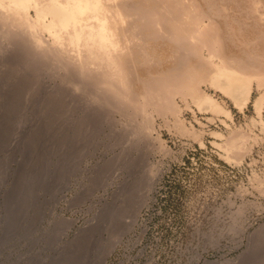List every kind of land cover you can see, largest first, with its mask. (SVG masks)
Here are the masks:
<instances>
[{"label": "rangeland", "instance_id": "rangeland-1", "mask_svg": "<svg viewBox=\"0 0 264 264\" xmlns=\"http://www.w3.org/2000/svg\"><path fill=\"white\" fill-rule=\"evenodd\" d=\"M253 85L242 110L208 88L229 117L184 108L194 136L155 113L152 139L131 141L115 118L118 137L80 135L62 148L65 137H21L0 119V264H101L105 255L104 264H264V127ZM237 128L255 142L236 160L217 143Z\"/></svg>", "mask_w": 264, "mask_h": 264}, {"label": "bare ground", "instance_id": "bare-ground-1", "mask_svg": "<svg viewBox=\"0 0 264 264\" xmlns=\"http://www.w3.org/2000/svg\"><path fill=\"white\" fill-rule=\"evenodd\" d=\"M225 1L0 0V119L7 123L3 128L21 137H65L61 140L66 143L59 145L63 148L80 135L118 137L119 121H114L124 118L126 123L120 121L128 124L127 137L145 140L152 137L156 113L165 122L172 120L173 130L194 136L181 117L184 108L192 105L229 117L228 107L208 88L230 97L242 110L253 83L261 91L253 100V111L264 127V0H248V7L247 1ZM227 134L217 146L237 160L242 154L236 157V152L250 149V136L240 128ZM114 246L113 242L105 253ZM105 259L101 257V264Z\"/></svg>", "mask_w": 264, "mask_h": 264}]
</instances>
